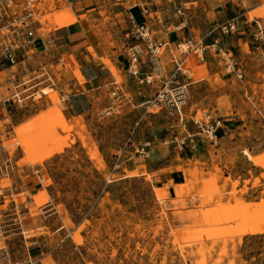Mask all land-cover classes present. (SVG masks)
Wrapping results in <instances>:
<instances>
[{"label": "rangeland", "instance_id": "obj_1", "mask_svg": "<svg viewBox=\"0 0 264 264\" xmlns=\"http://www.w3.org/2000/svg\"><path fill=\"white\" fill-rule=\"evenodd\" d=\"M218 1L221 6L210 12L202 0H121V7L126 13L146 10L152 34L175 32L203 45L216 41L229 52L243 72L240 80L210 51L209 77L193 81L187 68L196 58L187 56L184 110L210 112L228 123L243 112L245 127L255 85H264V42L254 40L252 29L227 37L218 25L240 15L264 22V1ZM26 2L34 37L44 47L18 56L19 63L0 73V100L15 95L9 112L0 110V145L8 153H0V264H264V200L236 197L233 143L223 137L216 146L178 148L173 138L181 126L143 103L158 85H134L120 69L128 52L125 31L110 21L106 2L80 21L87 25L91 67L101 73L77 92V71L45 42L53 30L77 22L74 11L62 0L5 4L18 15ZM170 50L166 44L154 59L157 73L171 70V56L183 58ZM111 82L123 96L105 114ZM142 140L150 142L149 153L137 160L135 144ZM252 159L264 167V157ZM175 170L182 183L169 196L152 177Z\"/></svg>", "mask_w": 264, "mask_h": 264}, {"label": "built area", "instance_id": "obj_2", "mask_svg": "<svg viewBox=\"0 0 264 264\" xmlns=\"http://www.w3.org/2000/svg\"><path fill=\"white\" fill-rule=\"evenodd\" d=\"M9 1L11 2V0ZM5 2L6 0L0 1V64H6L9 68H12L19 63L18 55L20 53L27 57V54L32 51L37 41L42 45L43 43L40 37L37 40L34 37L31 27L33 11L29 7V2L25 3L23 11L18 15L10 14V8ZM145 13L146 10L143 8L139 9L141 16ZM179 13L180 11L177 10L176 14ZM127 20L128 27L124 32L125 40L140 44L141 54L138 55L132 47L127 46L128 52L125 53L123 73L134 85H158L154 93L143 101L145 108L152 112L163 111L181 126V135L178 138H173L179 149L189 151L200 145H218L221 137L229 130L227 121L230 118H223L201 110H184L188 96L186 86L189 85L188 80H190L186 75L187 71L183 72L185 69L184 61L190 54L196 58L195 61H204L206 52L210 54L211 51L221 57L224 61L225 69L229 73H233L234 77L239 80L243 77L241 68L236 66L231 60L232 57L229 52L217 47L216 41H213L210 45H203L201 40L197 43L192 38L185 37L169 43L168 40H157L146 22H136L129 13ZM178 25L182 26L183 23ZM218 29L222 35L227 37H235L252 29L254 31V40L258 43L264 42V22L259 18L250 20L240 15L221 23L218 25ZM166 44L172 45V50L169 52L174 51L177 54H181L183 58L175 60V57L171 56L172 68L168 73L151 74L149 70H145V66L148 69V61L158 58ZM10 74L12 75V73ZM108 95L110 104L104 111L105 114L114 111L120 104L123 92L120 86L115 82H111L108 87ZM14 96L11 95L0 100L1 111L4 113L9 112L7 106L12 107L15 102V99L12 98ZM149 144L148 140L138 141L135 144L134 151L137 160H144L148 157ZM2 150L8 156L6 149L0 145V153ZM34 173L39 182H41L43 177L38 169H34Z\"/></svg>", "mask_w": 264, "mask_h": 264}, {"label": "crops", "instance_id": "obj_3", "mask_svg": "<svg viewBox=\"0 0 264 264\" xmlns=\"http://www.w3.org/2000/svg\"><path fill=\"white\" fill-rule=\"evenodd\" d=\"M97 2H102V4L106 2L105 5L107 6L105 9L109 14V19L121 33L126 31L128 27V13L138 23L146 21L145 16L142 15V18L139 17L138 10L127 11L126 13V10L121 7V0H62V3L69 5L74 11L77 22L67 27L53 30L45 42L58 50L60 59L64 60L73 70L77 71L73 75L81 83H77L76 81L72 84V86L76 85L75 92H77L78 88L81 89V85H85L92 80L98 82L99 79H95V74L99 75L101 73V70L97 69V67H91V59L85 52V50L89 49L87 25L85 22H80L81 20H87L89 11L96 12L98 10V6L100 5ZM200 5L204 12L214 11L221 6L218 0H202ZM155 37L157 40H168L169 43L178 39L175 32H157ZM42 43L43 45L37 41L33 49L44 47V40H42ZM126 45L132 47L138 55L141 54L140 44L134 41H127ZM127 46L124 49H127ZM21 55L20 53L18 56L21 57ZM124 59L125 53H123V59L120 61V69L122 71L125 65ZM5 65L0 64V73L4 70L11 69L8 65H6V68H3ZM197 68H200V73L195 72ZM145 70H149L151 74L158 72L154 68V59L148 61V69L145 66ZM187 71L190 73L193 81H203L210 75L209 62L207 60L195 61L187 68ZM9 76L12 78L10 73ZM254 90L256 93L255 95H251L249 110L246 112V115H248V125L243 127V112H241L238 119L229 123V132L221 137H227L226 139L233 143L232 148L235 156L233 176L234 180L238 181L236 190L239 191L236 197L245 202H259L260 199L264 200V167L256 164L252 159L255 157H264V85L257 84ZM78 92L83 93V91ZM73 113L75 114L74 111ZM247 131L248 135H246ZM245 149L250 153L251 158H247L244 152ZM223 160H226L225 155L223 156ZM181 178H183L182 172L175 170L167 178L160 174H155L152 180L158 183L157 187L161 188L163 185H166L164 190L171 196V193H174L173 185L182 183ZM256 178L258 182L255 184L254 179Z\"/></svg>", "mask_w": 264, "mask_h": 264}, {"label": "bare ground", "instance_id": "obj_4", "mask_svg": "<svg viewBox=\"0 0 264 264\" xmlns=\"http://www.w3.org/2000/svg\"><path fill=\"white\" fill-rule=\"evenodd\" d=\"M146 14H143V16H145ZM48 21H50L51 22V18H48L47 19ZM62 20H64L63 19V17L62 18H60V17H54V20H52L53 22H58V21H62ZM67 20V19H66ZM73 21V20H72ZM146 22V21H145ZM66 23H68V22H64L63 21V24H66ZM147 23V22H146ZM148 24V23H147Z\"/></svg>", "mask_w": 264, "mask_h": 264}]
</instances>
